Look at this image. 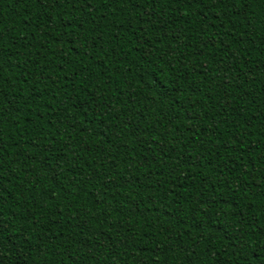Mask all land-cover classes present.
Instances as JSON below:
<instances>
[{"label":"trees","instance_id":"1","mask_svg":"<svg viewBox=\"0 0 264 264\" xmlns=\"http://www.w3.org/2000/svg\"><path fill=\"white\" fill-rule=\"evenodd\" d=\"M199 8L0 0L4 264L264 260V0Z\"/></svg>","mask_w":264,"mask_h":264},{"label":"snow or ice","instance_id":"2","mask_svg":"<svg viewBox=\"0 0 264 264\" xmlns=\"http://www.w3.org/2000/svg\"><path fill=\"white\" fill-rule=\"evenodd\" d=\"M135 3H139L140 0H134ZM147 2L149 3H160L161 0H147ZM163 2L167 3L168 5H175V4H187V5H192V4H196L199 5V12L201 15L204 16L205 19H207V15L204 12V8L207 7V10L209 12H213V10H216L217 12L223 11L225 13L232 11L233 9H236L238 6H240L241 11L240 12H233V15H240L243 13V7L244 6H248L250 5L251 0H163ZM41 4H45L47 7H60L63 6L65 3L67 4H79V3H83L85 8H90L92 5V0H40ZM149 17L154 15V13L149 12L147 14ZM72 19H75V17H71ZM217 19H219V16H217ZM0 35H2V32H0ZM219 35L217 34V39H219ZM90 179H95V177H90ZM131 182V181H129ZM113 183L112 180H109V186H111ZM104 195H107V190H105ZM99 199V197H98ZM100 203H103V200H99ZM213 203L212 201H209V204ZM205 207L207 208V205H205ZM215 215H219V210H217L215 213ZM60 215H63V213H60ZM202 215V214H201ZM199 223V221H197ZM261 227H264V225H262ZM7 230V226L0 221V233H3L4 231ZM80 230L81 232H86L88 230H90L88 228L87 222H83L80 225ZM229 239L231 237H228ZM238 242H241V238H237ZM85 247L87 248H91L92 245L88 244L85 245ZM245 249H249V251H252L250 249V246L247 244V242H243V247L241 248V261L240 264H251V261L247 259L248 257V253L245 252ZM0 264H4V258L2 256H0ZM77 264H79V262H77ZM258 264H264V260H260L258 258Z\"/></svg>","mask_w":264,"mask_h":264}]
</instances>
